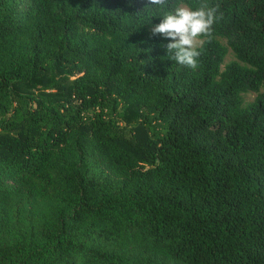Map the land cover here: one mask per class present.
I'll return each instance as SVG.
<instances>
[{
  "label": "trees",
  "instance_id": "1",
  "mask_svg": "<svg viewBox=\"0 0 264 264\" xmlns=\"http://www.w3.org/2000/svg\"><path fill=\"white\" fill-rule=\"evenodd\" d=\"M148 2L0 0V264H264V0L194 68Z\"/></svg>",
  "mask_w": 264,
  "mask_h": 264
},
{
  "label": "clouds",
  "instance_id": "2",
  "mask_svg": "<svg viewBox=\"0 0 264 264\" xmlns=\"http://www.w3.org/2000/svg\"><path fill=\"white\" fill-rule=\"evenodd\" d=\"M159 17L151 25L153 35L165 38L163 47L167 56L178 64L194 68L199 56L197 38L207 35L217 18L216 8L206 4L193 6L187 0H149L143 11L138 12L139 25L150 22V18Z\"/></svg>",
  "mask_w": 264,
  "mask_h": 264
},
{
  "label": "rangeland",
  "instance_id": "3",
  "mask_svg": "<svg viewBox=\"0 0 264 264\" xmlns=\"http://www.w3.org/2000/svg\"><path fill=\"white\" fill-rule=\"evenodd\" d=\"M202 39H203L202 36H200V37L197 38V41H198V42H197V46L200 45V44L202 43ZM220 40H221V42H222L224 45L228 46L227 43H226L225 38L220 37ZM234 59H236V57H235L233 51L231 50V48L228 46V52H227V54H226V56H225V58H224V61H223L222 67H223L226 63H228V62H230V61H232V60H234ZM255 96H256V92H253V91L244 92V93H243V101H244V103L246 104V103L252 101V100L254 99Z\"/></svg>",
  "mask_w": 264,
  "mask_h": 264
}]
</instances>
